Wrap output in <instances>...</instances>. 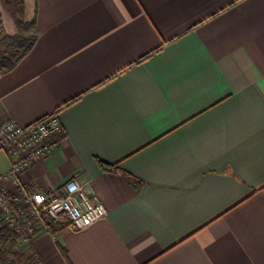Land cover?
Here are the masks:
<instances>
[{
    "label": "crops",
    "instance_id": "1",
    "mask_svg": "<svg viewBox=\"0 0 264 264\" xmlns=\"http://www.w3.org/2000/svg\"><path fill=\"white\" fill-rule=\"evenodd\" d=\"M24 19L38 36L0 73V120L62 130L21 179L51 195L75 178L108 209L38 225L40 261L264 264V0H24Z\"/></svg>",
    "mask_w": 264,
    "mask_h": 264
},
{
    "label": "built area",
    "instance_id": "2",
    "mask_svg": "<svg viewBox=\"0 0 264 264\" xmlns=\"http://www.w3.org/2000/svg\"><path fill=\"white\" fill-rule=\"evenodd\" d=\"M61 130L56 113L26 125L9 117L0 120V151L9 163L8 170H0V226L11 232L6 244L16 239L17 251L24 253V264H43L28 243L38 225L48 229L47 219L72 230H84L108 214L89 185L75 178L51 195L21 179L26 169L49 154L52 145L47 138ZM0 264H4L1 258Z\"/></svg>",
    "mask_w": 264,
    "mask_h": 264
},
{
    "label": "trees",
    "instance_id": "3",
    "mask_svg": "<svg viewBox=\"0 0 264 264\" xmlns=\"http://www.w3.org/2000/svg\"><path fill=\"white\" fill-rule=\"evenodd\" d=\"M11 15L18 26V32L15 35H9L5 32L0 12V73L6 72L14 67L19 60L31 50L37 40V31L34 20L26 21L24 19V0H6ZM109 169L108 165H104ZM48 229L55 232L57 230H66L55 222L46 221ZM11 232L8 228L0 226V258L4 264H24V253L18 252L16 239H10V247H5V241L9 239Z\"/></svg>",
    "mask_w": 264,
    "mask_h": 264
},
{
    "label": "rangeland",
    "instance_id": "4",
    "mask_svg": "<svg viewBox=\"0 0 264 264\" xmlns=\"http://www.w3.org/2000/svg\"><path fill=\"white\" fill-rule=\"evenodd\" d=\"M0 156H2V154H1ZM1 163H2V164H5V158H3V157L1 158ZM5 244H6V243H5ZM5 247H6V248L10 247V244L7 243V244L5 245Z\"/></svg>",
    "mask_w": 264,
    "mask_h": 264
}]
</instances>
